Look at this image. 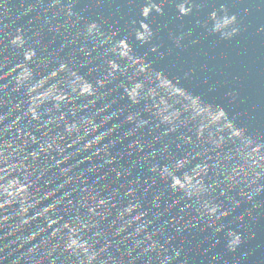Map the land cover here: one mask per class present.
<instances>
[{
  "label": "clouds",
  "instance_id": "9594fccd",
  "mask_svg": "<svg viewBox=\"0 0 264 264\" xmlns=\"http://www.w3.org/2000/svg\"><path fill=\"white\" fill-rule=\"evenodd\" d=\"M134 2L127 6L124 30L151 45L153 53L161 46L153 43L160 37L150 18L164 16L165 8L174 25L168 42L175 48L197 43L191 40L193 25L186 31L183 21L206 8L196 22L206 36L231 41L241 35L237 15L219 0ZM121 31L94 12L78 13L69 0H32L15 9L11 0H0V264H186L189 253L165 234L168 222L156 227L163 213L145 210L156 178L164 191L179 196L167 213L184 204L179 220L187 216L189 222L176 227L174 218L176 233L203 223L213 239L226 232L228 251L243 243L222 221L242 204L261 207L255 200L264 194V133L253 132L252 124L238 126L222 103L208 102L179 78L153 70ZM48 36L53 44L61 37V47L49 51ZM220 87L227 89L228 103H254L257 110L264 105V98L259 104L252 97L244 100L227 80L212 91ZM117 93L128 107H117L112 99ZM141 106L142 111H131ZM122 116L121 124L113 123ZM126 125L133 127L112 139ZM134 136L139 138L123 151L148 153L133 169L149 165V189L132 178L133 169L117 167L121 156L113 155ZM112 174L116 180L107 183ZM117 182L119 187L111 188ZM162 196L153 194L151 206L159 209Z\"/></svg>",
  "mask_w": 264,
  "mask_h": 264
},
{
  "label": "water",
  "instance_id": "95a60500",
  "mask_svg": "<svg viewBox=\"0 0 264 264\" xmlns=\"http://www.w3.org/2000/svg\"><path fill=\"white\" fill-rule=\"evenodd\" d=\"M25 2L31 3L32 0H11V6L14 9L19 8ZM69 2L76 4L78 13L85 12L86 15L90 16L94 12L97 14V19L108 20L113 31L122 30L121 34L128 37L134 54L144 58L147 63L152 65L153 70L167 72L169 79L179 78L184 88L206 98L208 102L222 103L229 111L230 118L235 117L237 119L238 126L247 127L252 124L253 132L260 131L264 133V105H261L258 110L254 107V103L240 104L237 102L233 105L224 100L226 88L220 87L215 92L212 91L215 85L223 84L227 80L228 87L240 92L242 98L246 101L249 97H252L254 102L259 104L261 99L264 98V32L260 31L261 28H264V0H219L220 3L227 4L230 13L237 15L238 21L241 22V35L231 41H220L217 37L206 36L204 31L196 25L197 19L202 20L205 17L209 10L207 8L204 9L203 13L184 18L183 24L186 31L189 30V22L193 25L191 40L197 41V43L192 44L191 41H185L179 49L168 42L167 33L174 28L172 14L168 8L164 9V16H157L153 13L150 22L153 23L154 31H157L160 37L159 40H155L153 43L161 46L159 53L151 52V45H141L135 40L132 32L124 30L130 19L127 15V6L130 3L135 6L134 0H69ZM199 2L206 3L208 0H199ZM212 2L215 3L216 0H212ZM138 11L137 8V13ZM121 15L124 16L123 20L120 18ZM166 24L168 28L164 27ZM156 25H160V27L157 28ZM52 39V36L45 38V43L49 45V51H55L61 47V37H55L57 40L55 44L51 43ZM64 57L65 59L68 58L67 52L64 53ZM205 65H207L206 70ZM86 71L87 69L82 70L81 74ZM189 71L194 74L185 79V74ZM206 78L208 80L207 84L204 82ZM120 95V93H117L112 97V99L117 100V107H128V101L126 99L120 100ZM131 111H142V106L131 109ZM124 119L125 117L122 116L113 123L121 124ZM145 119H147V116H145ZM131 127L133 125L124 126L112 139L123 136ZM147 131L146 129L145 135ZM138 138V136H134L131 140H125L123 145H117L116 149L113 150V155L121 156L117 167L122 165L125 168L133 169L134 164L139 165V161L143 156L148 155L147 152L140 153L137 149H131L132 156L123 151ZM160 147L159 144L155 145L156 149ZM173 151H176V149L173 148ZM87 155L89 153H84V156ZM82 158L78 157L77 159ZM160 161L161 158L157 157L156 162ZM76 162V160H73L70 161V164ZM86 168L87 165L79 171H84ZM107 171L109 170L106 169ZM137 177L141 179L145 189H149V186L153 184V177L148 164L133 169L132 178ZM115 180V174H112L107 183ZM130 182L131 180L123 181L124 184ZM119 184L120 182L111 184V188H118ZM55 187L56 184H53L52 188ZM161 192H163V196L159 202V209L152 207L150 204L152 195ZM174 200H179V196L164 191V185L160 184L159 179L156 178V185L148 192L145 210L150 213L155 211L163 213L161 219L156 222V227L168 222L165 234L175 236L174 244L189 253L186 264H264V194L255 200V203L261 205L259 210H254L252 204H242L240 208L235 210L234 215L222 221L225 226L231 224V230L241 235L243 243L235 251H228L226 248L224 243L226 232L217 234L213 239V230L207 229V225L203 223L194 229L184 230L182 234L176 233L172 228L171 221L175 218L177 220L176 227H180L182 224L188 223L189 218L185 216L183 221L179 220L180 208L184 207L183 203L174 207L170 214L165 211L167 206L172 204ZM222 202L225 203L226 207L231 208L226 200ZM50 203H52L51 200L46 201L41 207H46ZM148 218L152 219V216L149 215ZM69 219L70 217H65L66 221ZM191 219L194 221L195 217L193 216ZM245 227L248 229L247 232L244 231ZM201 229H204V231H201ZM217 240H219V243H217ZM181 255L183 257V252Z\"/></svg>",
  "mask_w": 264,
  "mask_h": 264
}]
</instances>
